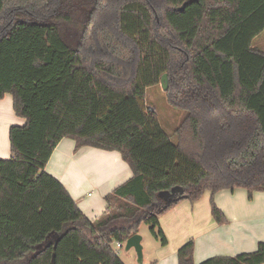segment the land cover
Here are the masks:
<instances>
[{
  "label": "trees",
  "instance_id": "1",
  "mask_svg": "<svg viewBox=\"0 0 264 264\" xmlns=\"http://www.w3.org/2000/svg\"><path fill=\"white\" fill-rule=\"evenodd\" d=\"M263 30L264 0H0V99L25 119L0 159V264H124L113 244L145 223L165 245L159 217L179 201L209 190L224 224L219 190L264 192ZM164 73L184 112L174 142L145 103ZM62 138L133 172L93 220L45 171ZM193 249L178 264H264V241L199 263Z\"/></svg>",
  "mask_w": 264,
  "mask_h": 264
},
{
  "label": "crops",
  "instance_id": "2",
  "mask_svg": "<svg viewBox=\"0 0 264 264\" xmlns=\"http://www.w3.org/2000/svg\"><path fill=\"white\" fill-rule=\"evenodd\" d=\"M24 123L25 119L13 111L12 96L5 94L0 99V158L11 156L10 127ZM45 171L64 185L90 220L104 211L105 195L133 176L118 151L90 146L76 148L71 138H62L57 143ZM210 196L211 192L205 190L194 202L183 199L159 217L167 243L154 248L155 264H178L177 250L189 240L194 242V263L213 256L254 251L264 241V192H254L249 198L244 187L219 190L214 200L225 215L224 224L212 219ZM133 263L138 264L137 259L131 260L130 264ZM150 263L151 259L143 255L142 264Z\"/></svg>",
  "mask_w": 264,
  "mask_h": 264
},
{
  "label": "rangeland",
  "instance_id": "3",
  "mask_svg": "<svg viewBox=\"0 0 264 264\" xmlns=\"http://www.w3.org/2000/svg\"><path fill=\"white\" fill-rule=\"evenodd\" d=\"M156 20L159 21V16L157 13H155ZM252 45L256 48L262 50L264 52V30L257 35ZM145 103L148 106L149 109L153 110L158 117V120L160 122V125L163 129V131L171 136V141H175V136L173 135L174 129L178 126L180 123L182 117H183V110L171 105L166 97V92L161 87L160 83L157 85L149 86L145 90ZM9 157L6 158H0V159H9ZM142 237V247H143V255L148 260L151 259L152 262L155 261L156 253L154 252V248L160 244L159 239L155 238L150 230V225L142 223L139 226V232ZM114 249H116V252L120 259L123 261L124 264H130L131 260H136V252L133 248H130L128 250L125 249V244H123L121 247H116L115 244H113ZM134 264V263H133Z\"/></svg>",
  "mask_w": 264,
  "mask_h": 264
},
{
  "label": "water",
  "instance_id": "4",
  "mask_svg": "<svg viewBox=\"0 0 264 264\" xmlns=\"http://www.w3.org/2000/svg\"><path fill=\"white\" fill-rule=\"evenodd\" d=\"M160 85L163 90L167 89V73H164L161 76ZM141 239V235L139 233H136L125 240V249L128 250L130 248H133L135 250L138 264H142L143 257Z\"/></svg>",
  "mask_w": 264,
  "mask_h": 264
},
{
  "label": "built area",
  "instance_id": "5",
  "mask_svg": "<svg viewBox=\"0 0 264 264\" xmlns=\"http://www.w3.org/2000/svg\"><path fill=\"white\" fill-rule=\"evenodd\" d=\"M122 244H125V242L124 243H122ZM122 244L121 243H115V248L116 247H121L122 246ZM116 250V249H115Z\"/></svg>",
  "mask_w": 264,
  "mask_h": 264
}]
</instances>
